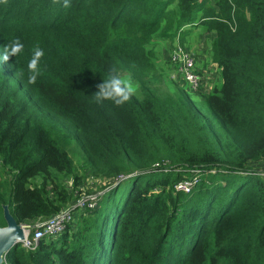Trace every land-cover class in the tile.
Here are the masks:
<instances>
[{"label": "trees", "instance_id": "obj_1", "mask_svg": "<svg viewBox=\"0 0 264 264\" xmlns=\"http://www.w3.org/2000/svg\"><path fill=\"white\" fill-rule=\"evenodd\" d=\"M170 2L0 5V52L15 38L24 45L0 61V227L4 206L33 225L87 183L131 175L98 196L99 208L34 249L12 247L2 264H264V180L243 174L264 158V0H177L171 11ZM198 23L215 31L222 78L200 106L150 81L155 42ZM36 46L41 75L29 84ZM114 67L137 85L119 107L94 100ZM194 169L190 191L176 188Z\"/></svg>", "mask_w": 264, "mask_h": 264}, {"label": "rangeland", "instance_id": "obj_2", "mask_svg": "<svg viewBox=\"0 0 264 264\" xmlns=\"http://www.w3.org/2000/svg\"><path fill=\"white\" fill-rule=\"evenodd\" d=\"M210 3L212 4V0H210ZM176 8H177V0H171L170 4L168 6V10H170V11L171 10H177ZM198 14L201 15V13H198ZM195 20H197V19H195ZM195 20L193 22L194 24L197 23V22H195ZM164 23L165 22L163 21L162 24H164ZM201 28L202 29H200L199 26L192 27L191 24H184V25H182V29H185L184 32L190 30V31H188V32H190V35H188V37H187V34L184 35V32L181 29H179L174 34L175 39H177L179 41L181 40V43L187 45L188 48L191 47L192 51L197 52L199 59L201 57H203V55H204L205 56L204 58H206L207 62L213 63V61H215V57L213 54L214 37L211 36L213 31L207 32V31H203V29H204L203 27H201ZM160 32H163V29H161L158 32V34H161ZM163 34H165V33H163ZM161 38H162V40L158 39V40H160V44H158V48H160V47L161 48L160 49L157 48L155 50L156 46H154L152 56H151V59H152V69H151V74H150L151 85L153 87L161 90L162 92H165V93L172 92L177 87L183 88L188 93V95L191 97V99L196 103V105H198V106L202 105V103H203L202 98L204 97L205 93H202V92L193 93V92L189 91V89L187 88V85L183 81V78L181 77V75H178L179 71L168 62V53H169V51H171L173 49L172 44L174 43V36L171 38L170 37H161ZM195 67H196V62H195ZM125 78H128V77H125ZM135 86L137 88V85H135ZM68 149H69V154L71 155V158L74 162V165L78 166L79 165L78 161L80 159V155L78 153L77 147L72 144L69 146ZM163 165H167V163L164 162ZM164 168H166V167H164ZM164 168L160 169V170H165ZM249 168H251V167L249 166L248 169ZM156 170H159V169H156ZM186 171H188V172H186V173H188V175L185 177H182L180 180H178V182L176 184V186L179 185V188H182V187L183 188H189L191 186V183L194 182V177H197V175L199 173V170H197V169L186 170ZM79 172L80 171L78 170V173ZM135 173H138V172L136 171ZM243 174L246 175L249 173L244 172ZM129 176H131V175H129ZM128 177H126L125 179H127ZM64 179L65 178H63V182H64L65 186L67 187L68 190H71L72 187H71L69 180H64ZM85 180L88 181L89 178H87ZM98 180L99 181L89 182L86 185H84L83 196H89L92 194H98V195L100 194V197H101L102 194L109 191L108 189H106L107 186H115L116 187L120 183V181H119L118 183H116V185L115 184L113 185V182L110 180H108V181H101V179H98ZM112 189H110V190H112ZM76 203H77V201L74 202V204H76ZM74 208L75 207H73L72 210H74ZM84 211L87 212L86 210H84ZM88 211H90V210H88ZM81 212H83V211L82 210L76 211L74 213V219L78 218V216L81 214ZM76 221L77 220H75V222ZM76 225L77 224L74 223V225H72V228H74Z\"/></svg>", "mask_w": 264, "mask_h": 264}, {"label": "built area", "instance_id": "obj_3", "mask_svg": "<svg viewBox=\"0 0 264 264\" xmlns=\"http://www.w3.org/2000/svg\"><path fill=\"white\" fill-rule=\"evenodd\" d=\"M169 58L174 67L179 71L178 75H181L183 81L187 85V88L189 90H198L202 84V77L195 71L194 53L189 49H185L180 45H176L170 51ZM252 167L253 169L246 173H256V175H259L264 179V159L256 163L254 162ZM128 176L129 175H119L118 177L111 178L110 181L113 182V185H116V183L124 180ZM197 181L198 177H194V182L191 183V186ZM111 187L113 186H107L106 189L109 190ZM190 187L179 188V185L176 186V188L182 189L184 191H189ZM99 195L92 194L89 196L78 197L66 208L54 214L52 217L37 221L33 225H23L24 237L19 243L20 246L24 249H34L41 238H52L57 236L59 233L63 232L73 220V211L94 210L97 206ZM75 201H77L76 204H74ZM73 207H75L74 210H72Z\"/></svg>", "mask_w": 264, "mask_h": 264}, {"label": "clouds", "instance_id": "obj_4", "mask_svg": "<svg viewBox=\"0 0 264 264\" xmlns=\"http://www.w3.org/2000/svg\"><path fill=\"white\" fill-rule=\"evenodd\" d=\"M7 2L8 0H0V5L6 6ZM53 2L60 3V0H53ZM62 6L64 8L70 7V0H62ZM23 48L24 45L21 43L19 38L13 39L11 42L6 44L2 52H0V61L6 63L10 57L19 55V53L23 51ZM43 56V49H41L39 46H36L32 51L30 60L27 63V82L29 84H34L38 76L41 75L40 60ZM23 75L24 73L22 72L21 76ZM96 88L97 91L95 92L94 96V100L96 103H102L103 101L108 100L117 107L122 106L123 104L128 102L136 91V86L134 85L131 77H122L115 67L111 69L106 79H103L102 82L96 85ZM113 187H111L110 189H112ZM76 211L78 210H75L74 213Z\"/></svg>", "mask_w": 264, "mask_h": 264}, {"label": "crops", "instance_id": "obj_5", "mask_svg": "<svg viewBox=\"0 0 264 264\" xmlns=\"http://www.w3.org/2000/svg\"><path fill=\"white\" fill-rule=\"evenodd\" d=\"M195 25V24H194ZM196 26H199L200 29H202L198 24H196ZM204 28V27H203ZM185 30V29H183ZM190 31V30H188ZM203 31H207L205 28L203 29ZM186 34H187V37L188 35H190V32H187L186 31ZM184 35H185V32H184ZM212 37L215 38V31H213V33L211 34ZM161 39V38H159ZM162 40V39H161ZM187 40V39H186ZM177 39H175L174 37V44L177 43ZM214 42V41H213ZM158 44H160V40H157L155 42V44L152 46L154 48V46H156L155 50L158 48ZM161 48V47H160ZM158 48V49H160ZM173 48V46H172ZM171 48V49H172ZM170 49V50H171ZM191 49V47L189 48ZM192 51V50H191ZM170 52V51H169ZM194 56H195V62H196V67H195V71L202 77V84H201V87L198 89V90H189L193 93H199V92H202V93H205V94H208L210 93L214 88H218L220 87L221 83H222V78H221V72H220V67L217 65L216 61H213V63H209L206 61V58H204L205 56L203 55V57H201L199 59L198 55H197V52H194ZM214 54V52H213ZM168 59H169V53H168ZM264 159V158H263ZM263 159L259 160V161H262ZM258 162V161H257ZM256 163V162H255ZM252 164L251 163L249 166L251 168H249V171L253 169L252 167ZM251 174V173H250ZM254 175H256V173H253ZM260 179L264 180L263 178H261L259 175H257Z\"/></svg>", "mask_w": 264, "mask_h": 264}, {"label": "water", "instance_id": "obj_6", "mask_svg": "<svg viewBox=\"0 0 264 264\" xmlns=\"http://www.w3.org/2000/svg\"><path fill=\"white\" fill-rule=\"evenodd\" d=\"M3 216L6 225L0 227V264L3 263L4 255L24 237V227L16 222L7 206L3 207Z\"/></svg>", "mask_w": 264, "mask_h": 264}, {"label": "bare ground", "instance_id": "obj_7", "mask_svg": "<svg viewBox=\"0 0 264 264\" xmlns=\"http://www.w3.org/2000/svg\"><path fill=\"white\" fill-rule=\"evenodd\" d=\"M190 191V190H189Z\"/></svg>", "mask_w": 264, "mask_h": 264}]
</instances>
